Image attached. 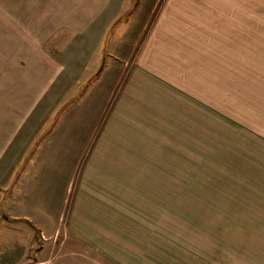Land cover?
Listing matches in <instances>:
<instances>
[{"label": "rangeland", "instance_id": "1", "mask_svg": "<svg viewBox=\"0 0 264 264\" xmlns=\"http://www.w3.org/2000/svg\"><path fill=\"white\" fill-rule=\"evenodd\" d=\"M192 5L170 8L160 20L171 48L161 46L160 55L172 64L160 63L159 75L138 78L141 87L131 90L126 75L113 72L104 104L97 103L104 90L92 96L90 145L105 136L102 171L111 163L107 135L116 154L127 135V200L119 186H102V200L89 202L92 213L76 199L53 230L29 220L25 234L1 232L0 264H264V0ZM15 6L0 0V113L14 111L5 104L17 95L9 87L32 30ZM180 36L184 48L176 50ZM97 172L105 175L90 169L80 187L84 201L94 180L103 183ZM109 227L108 236L98 232Z\"/></svg>", "mask_w": 264, "mask_h": 264}, {"label": "crops", "instance_id": "2", "mask_svg": "<svg viewBox=\"0 0 264 264\" xmlns=\"http://www.w3.org/2000/svg\"><path fill=\"white\" fill-rule=\"evenodd\" d=\"M14 1L15 7L25 9L32 30L20 44L25 46L20 52L25 58L15 61L20 75L9 88L16 89L17 95L5 104L14 111L0 113V233L14 230L25 234L30 231L24 225L29 220L44 229L57 227L68 201L81 199L84 209L92 213L97 208L89 207V202L102 200V186L104 191L113 184L111 192L119 186L127 200V135L122 137L119 154L107 135L113 153H109L111 163L102 171L101 140L105 136L90 145L97 118L92 96L95 89L104 90L97 101L104 104L114 86L113 72L125 74L124 88L131 90L141 87L136 84L138 78L152 81L159 75L160 63L172 64L160 55L161 46L171 49L167 46L169 27L165 26L161 35L160 20L170 8L195 6L192 0H163L160 5V0ZM181 41L182 36L175 43L176 50L184 48ZM182 60L179 57L173 62ZM82 89L85 92L81 93ZM128 97L130 94H125ZM85 105L88 107L81 109ZM90 169L105 175L97 172L98 182L103 183L94 180L87 190L92 199L84 201L80 187ZM98 232L108 236L110 227ZM24 241L21 244L26 245Z\"/></svg>", "mask_w": 264, "mask_h": 264}]
</instances>
